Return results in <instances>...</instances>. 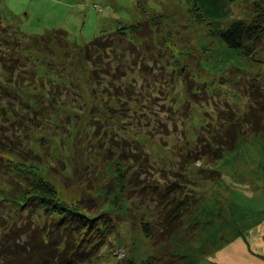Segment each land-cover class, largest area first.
<instances>
[{
    "label": "rangeland",
    "instance_id": "374dc122",
    "mask_svg": "<svg viewBox=\"0 0 264 264\" xmlns=\"http://www.w3.org/2000/svg\"><path fill=\"white\" fill-rule=\"evenodd\" d=\"M255 1L236 0L228 6L226 17L209 20L193 0H0V17L27 34L31 69L21 70L30 75L20 78L28 87L20 88L19 96L35 106L41 98L47 101L48 91L59 86L52 89L58 100L47 101L55 106L48 130L31 131L38 158L10 157L21 176L19 195L13 196L15 189L0 178V215L12 217L30 194H42L43 184L57 190L62 202L95 205L94 212L110 217V228L101 226L108 235L96 258L86 264H209L203 258L223 246L233 230H264L262 132L241 136L234 151L215 162L205 158L190 166L187 175L201 202L187 227L169 241L155 243L140 227V219H153L155 210L140 194V187L130 184L136 170L123 161L109 160L101 146L103 139L94 133L96 123L91 122L93 115L108 117L135 148L147 151L158 170L170 171L178 164L177 154L195 141L197 131L215 121L217 108L232 107L238 117L250 106L248 91L264 90V38L247 55L245 50L230 49L218 33L237 19H253ZM137 23L143 25L142 33L150 35L146 43L160 46L179 75L190 71L194 77L202 93L190 110L185 105L178 108L182 99L173 89L162 86L164 92L159 93V88L151 87L152 81L144 83L138 73L128 74L117 85L125 92L136 84L130 96L142 97L141 103L127 100L129 109L122 110L118 97L93 98L90 65L82 46L97 35ZM5 76L0 72V79ZM62 86L73 90L79 86L80 95L77 90L66 95ZM108 107L118 111L111 113ZM156 172L151 169L142 180L154 179ZM6 218L0 219V226L8 224Z\"/></svg>",
    "mask_w": 264,
    "mask_h": 264
},
{
    "label": "trees",
    "instance_id": "16d2710c",
    "mask_svg": "<svg viewBox=\"0 0 264 264\" xmlns=\"http://www.w3.org/2000/svg\"><path fill=\"white\" fill-rule=\"evenodd\" d=\"M234 1L193 0L209 20L226 17L228 6ZM255 4L257 14L253 19H237L218 30L221 39L230 49L245 50L247 55L255 52L264 38V2L256 0ZM14 27L0 17V52L5 56V63L2 64L3 56L0 55V72L6 75V78L0 79V178L9 183L13 191L15 189L13 196H17L20 193L17 187L21 176L10 157L26 161L38 158L31 145V131L44 133L48 130L47 125L55 113V106L47 101L58 100L52 89L59 86L52 87L48 91V100L41 98L39 105L32 106L19 96L20 88L28 87L20 80L28 72L22 73L21 70L24 72L28 71L27 68L31 69V60L26 51L29 49L25 41L27 34ZM142 32L143 25L140 23L128 27L122 25L115 31L95 36L82 46L81 51L90 65L93 98L98 99L101 94L114 99L118 97L122 110L124 107L125 110L129 109L127 100L141 103L142 97L134 99L130 96L136 84L128 86L125 92L117 85L128 74L138 73L144 83L152 81L151 87L155 85L159 93L164 92V89H160L162 86L173 89L182 99L178 108L185 105L190 110L193 104L201 100L199 98L202 93L193 81L194 77L190 71L179 75L178 70L164 56L162 48L154 43L152 45L155 46L148 45L146 41L150 35ZM138 39L143 42H138ZM62 87L66 95L74 90L80 95L79 86L74 90L73 86ZM247 96L250 106L245 112L241 111L242 115L238 117H235L238 114L232 107L217 108L215 121L206 123L197 131L195 141L177 154L178 164L172 166L170 171L158 170L147 151L141 146L135 148L125 132L116 129L108 117L102 119L99 115L92 116L91 122L96 123L92 125L94 133L104 140H101V146L109 160L123 161L135 169L130 184L140 187L143 198L154 205L153 219H140L142 231L153 242L169 241L178 230L187 227L189 217L201 202V197L196 194L194 184L187 175L190 166L205 158L210 162L221 159L226 152L234 151L238 139L248 132H262L264 135V90L257 87L248 91ZM107 109L115 113L117 108ZM163 109L166 112L164 105L161 106ZM165 130L167 132L168 129ZM151 169L157 170L154 179L143 181L142 178L150 175ZM160 172L163 174L159 177ZM31 185L35 184L32 182ZM39 191L42 194H30L21 201L16 208L17 213L12 217L8 213L0 215V219L5 216L9 218L6 220L8 224L0 226V264L91 263L108 235L102 232L101 226L105 224L106 229H109L110 217L104 212H94L95 205L85 201L71 205L62 202L57 190L49 184L40 186Z\"/></svg>",
    "mask_w": 264,
    "mask_h": 264
},
{
    "label": "crops",
    "instance_id": "0c3cea01",
    "mask_svg": "<svg viewBox=\"0 0 264 264\" xmlns=\"http://www.w3.org/2000/svg\"><path fill=\"white\" fill-rule=\"evenodd\" d=\"M221 244L203 258L207 263L264 264V230H233Z\"/></svg>",
    "mask_w": 264,
    "mask_h": 264
}]
</instances>
